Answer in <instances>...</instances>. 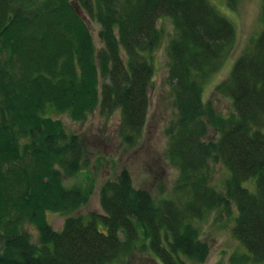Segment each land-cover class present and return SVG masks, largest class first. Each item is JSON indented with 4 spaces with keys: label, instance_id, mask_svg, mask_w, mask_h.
Returning a JSON list of instances; mask_svg holds the SVG:
<instances>
[{
    "label": "trees",
    "instance_id": "obj_1",
    "mask_svg": "<svg viewBox=\"0 0 264 264\" xmlns=\"http://www.w3.org/2000/svg\"><path fill=\"white\" fill-rule=\"evenodd\" d=\"M224 1L234 10L239 0ZM162 17L175 28L167 56L177 116L166 156L180 169L176 190L185 200L155 204L122 170L99 189L103 215L85 220L73 213L93 190L92 149L46 110L76 122L96 109L119 111L123 140L135 143L153 78L145 54L159 45ZM261 18L262 30L215 87L232 104L224 118L203 104L201 83L235 31L208 0H0V264H114L137 243L161 264L202 263L209 248L192 221L214 208L228 213L231 203L233 236L245 249L234 263L264 264V0ZM86 19L98 26L100 47ZM206 124L213 141L204 140ZM210 161L229 173L220 192L208 183ZM83 169L85 182L64 185L63 176ZM48 212L65 216L61 230Z\"/></svg>",
    "mask_w": 264,
    "mask_h": 264
},
{
    "label": "rangeland",
    "instance_id": "obj_2",
    "mask_svg": "<svg viewBox=\"0 0 264 264\" xmlns=\"http://www.w3.org/2000/svg\"><path fill=\"white\" fill-rule=\"evenodd\" d=\"M210 4L225 17L234 27L235 37L231 48L218 69L207 76L201 83L203 104H209L212 110L227 117L233 112L230 98L219 94L215 87L224 81L236 58L241 55L262 30L261 0H239L236 8L231 10L224 0H208ZM85 19V18H84ZM94 44L101 43L97 37L98 26L86 19ZM157 28L161 33L159 45L149 54L153 66V78L148 90V108L144 126L135 143L127 144L121 135V115L119 111L106 116L96 109L82 122L72 121L68 114H59L54 110H46V115L61 121L66 131L78 134L92 149L89 156V170L94 179V186L86 204L74 215H80L85 220L90 215L100 216L103 211L99 201V189L107 180L115 181L122 170H127L135 189L146 190L155 204L169 198L182 203L185 196L176 190L180 169L166 156L168 146V130L176 125V109L168 81L167 47L175 36L172 20L162 17L157 21ZM205 141L216 139V131L206 124ZM86 170H82L75 177L63 176V183L69 187L72 184L85 182ZM227 169L219 162L210 161L208 183L217 192L224 189V182L228 178ZM251 182L243 186L253 190ZM236 208L231 203L229 211L214 208L205 212L202 217L192 221L199 239L204 242L209 252L204 262L197 263L187 260L188 264H235L234 260L245 253V249L233 236ZM65 216L48 212L46 221L52 229L59 231ZM100 229L102 224L99 223ZM31 242L37 243L34 225H28ZM142 243H137L129 254L114 264H161L145 250Z\"/></svg>",
    "mask_w": 264,
    "mask_h": 264
}]
</instances>
